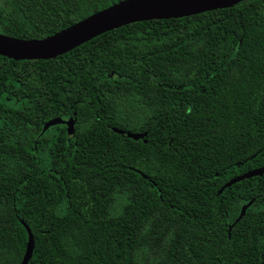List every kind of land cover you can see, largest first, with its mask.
I'll list each match as a JSON object with an SVG mask.
<instances>
[{"label": "trees", "instance_id": "trees-1", "mask_svg": "<svg viewBox=\"0 0 264 264\" xmlns=\"http://www.w3.org/2000/svg\"><path fill=\"white\" fill-rule=\"evenodd\" d=\"M117 1L0 0V34L40 39ZM54 118L73 134L42 131ZM261 167L264 0L0 56V264H19L22 223L27 264H264V173L225 186Z\"/></svg>", "mask_w": 264, "mask_h": 264}, {"label": "water", "instance_id": "water-1", "mask_svg": "<svg viewBox=\"0 0 264 264\" xmlns=\"http://www.w3.org/2000/svg\"><path fill=\"white\" fill-rule=\"evenodd\" d=\"M242 0H119L97 10L83 19L40 39H18L0 34V56L14 61L46 60L61 55L74 47L120 26L148 20L175 19L199 14L205 11L223 9ZM62 124L68 136L73 134V119L54 118L42 125V131ZM115 133L124 135V131L112 128ZM133 139L145 142V133H126ZM264 173V167L252 169L225 183L234 182ZM251 204L242 205L233 224L244 214ZM27 233L25 249L19 264H27L32 252L33 239L28 227L22 223Z\"/></svg>", "mask_w": 264, "mask_h": 264}, {"label": "rangeland", "instance_id": "rangeland-1", "mask_svg": "<svg viewBox=\"0 0 264 264\" xmlns=\"http://www.w3.org/2000/svg\"><path fill=\"white\" fill-rule=\"evenodd\" d=\"M126 198L123 194H116L112 203L109 206V213L111 215H116L120 212L123 204L125 203Z\"/></svg>", "mask_w": 264, "mask_h": 264}]
</instances>
